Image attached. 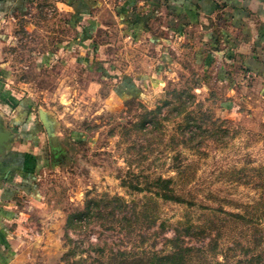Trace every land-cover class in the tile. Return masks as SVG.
I'll return each instance as SVG.
<instances>
[{"label": "rangeland", "instance_id": "obj_1", "mask_svg": "<svg viewBox=\"0 0 264 264\" xmlns=\"http://www.w3.org/2000/svg\"><path fill=\"white\" fill-rule=\"evenodd\" d=\"M70 17L37 1L8 25L11 86L61 152L39 124L0 200V264H264V77L238 82L239 47H175L151 15L138 36L107 23L82 40Z\"/></svg>", "mask_w": 264, "mask_h": 264}, {"label": "crops", "instance_id": "obj_2", "mask_svg": "<svg viewBox=\"0 0 264 264\" xmlns=\"http://www.w3.org/2000/svg\"><path fill=\"white\" fill-rule=\"evenodd\" d=\"M37 1L61 5L71 15L80 40L87 35L91 39L99 30H106L107 23H119L128 37H132L131 33L138 36L151 15L154 23L157 19L165 20L159 22L161 28L169 22L167 29L172 35L175 32V40L170 43L175 47H179L181 38L186 45L193 46L195 37L203 39L197 47H239L237 52L245 55L240 62L227 61L235 79L247 81L249 76L251 81L263 80L264 0H0V126L10 135L5 142L7 147L0 154L2 201L11 194L7 182L10 174L29 156L27 152L34 154L39 148L36 141L43 139L39 124L45 129L39 115L36 121L30 112L27 97L11 86L13 73L1 60L2 47L11 38V25H8L17 14L26 13L27 5ZM213 29L219 31L218 38L210 34Z\"/></svg>", "mask_w": 264, "mask_h": 264}, {"label": "water", "instance_id": "obj_3", "mask_svg": "<svg viewBox=\"0 0 264 264\" xmlns=\"http://www.w3.org/2000/svg\"><path fill=\"white\" fill-rule=\"evenodd\" d=\"M39 117L42 124L45 127L47 132L50 147H51V161L53 164L56 163V160L59 159L60 150H61V140L57 133L55 132V125L53 121L50 119L49 113L44 109H39ZM10 137L9 132L6 130H2L0 126V154L4 152V149L7 147L5 143L6 140Z\"/></svg>", "mask_w": 264, "mask_h": 264}, {"label": "trees", "instance_id": "obj_4", "mask_svg": "<svg viewBox=\"0 0 264 264\" xmlns=\"http://www.w3.org/2000/svg\"><path fill=\"white\" fill-rule=\"evenodd\" d=\"M156 183L158 184V187L161 188V190H163V193L158 192L157 194H160L163 198L168 199V200L184 202L182 195L176 194V189L173 187V184L175 183V179L164 178L162 176H159L156 179ZM258 204L264 206V195L261 197ZM262 252L264 253V248L262 249ZM173 255L174 253L168 254L166 256V259H169V260L172 259Z\"/></svg>", "mask_w": 264, "mask_h": 264}]
</instances>
